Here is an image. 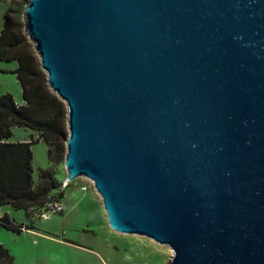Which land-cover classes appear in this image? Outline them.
Instances as JSON below:
<instances>
[{
  "label": "water",
  "instance_id": "water-1",
  "mask_svg": "<svg viewBox=\"0 0 264 264\" xmlns=\"http://www.w3.org/2000/svg\"><path fill=\"white\" fill-rule=\"evenodd\" d=\"M65 105L64 181L168 264H264V0H27Z\"/></svg>",
  "mask_w": 264,
  "mask_h": 264
},
{
  "label": "rangeland",
  "instance_id": "rangeland-1",
  "mask_svg": "<svg viewBox=\"0 0 264 264\" xmlns=\"http://www.w3.org/2000/svg\"><path fill=\"white\" fill-rule=\"evenodd\" d=\"M10 3L14 5L10 0H0V31ZM23 8L18 16H11L16 35L23 44H30L33 57L39 62L24 31ZM16 67L15 60H0V95L9 93L20 105L24 101L21 86L13 72ZM12 133L10 140L29 139L30 134L38 140L32 144L33 184L39 183L40 169H50L59 185L49 192L47 203L57 202L62 208L64 206L61 212L50 213L47 217L40 216L42 208H30L26 212L10 205L2 207V213L7 211L13 223L22 227L21 232H14L0 224V245L14 256L17 264H39V258H42V264H168L172 254L169 247L145 237L120 234L110 229L101 199L90 180L80 177L63 187L66 175L64 156L52 164L47 156V144L37 138L35 131L13 127ZM83 185L88 186L86 191L79 189Z\"/></svg>",
  "mask_w": 264,
  "mask_h": 264
},
{
  "label": "trees",
  "instance_id": "trees-1",
  "mask_svg": "<svg viewBox=\"0 0 264 264\" xmlns=\"http://www.w3.org/2000/svg\"><path fill=\"white\" fill-rule=\"evenodd\" d=\"M0 31V60L17 62L13 71L21 86L23 104H17L9 93L0 95V207L28 211L43 208L49 192L58 187L50 169L39 170V183L33 184L31 145L38 140L11 142L13 127L35 131L37 138L48 146L47 156L53 164L64 156L66 114L64 103L52 93L46 83L39 62L33 57L30 44H23L16 35L13 18L18 16L27 0H10ZM61 194V193H60ZM0 224L14 232L21 225L13 223L7 213L0 216ZM0 264H13V256L0 245Z\"/></svg>",
  "mask_w": 264,
  "mask_h": 264
},
{
  "label": "built area",
  "instance_id": "built-area-1",
  "mask_svg": "<svg viewBox=\"0 0 264 264\" xmlns=\"http://www.w3.org/2000/svg\"><path fill=\"white\" fill-rule=\"evenodd\" d=\"M69 183L67 182H63V187L67 186ZM81 190L86 191L88 189V186H81L80 187ZM43 212H41L40 216L41 217H47L48 214L50 213H58L61 212L63 210L61 204L57 203V202H49L47 203L43 208H42Z\"/></svg>",
  "mask_w": 264,
  "mask_h": 264
},
{
  "label": "crops",
  "instance_id": "crops-1",
  "mask_svg": "<svg viewBox=\"0 0 264 264\" xmlns=\"http://www.w3.org/2000/svg\"><path fill=\"white\" fill-rule=\"evenodd\" d=\"M3 26V25H2ZM31 130V129H30ZM33 131V130H32ZM30 137H31V134H30ZM30 139V138H29ZM29 139H20V140H10L9 139V141H11V142H17V141H28ZM40 141V140H39ZM38 142V141H37ZM31 150H32V145H31ZM81 187V186H80ZM80 189V188H79ZM81 190V189H80ZM3 206H5V205H3ZM3 206H1L0 207V216L3 214L2 213V211H3V209H2V207ZM63 209H64V206H63ZM6 213H7V211H6ZM58 241H61V240H58ZM35 242L36 243H38V241L37 240H35ZM62 242H64L65 244H68V243H66L65 241H62ZM73 243V242H72ZM77 245V244H76ZM39 264H42V258H39ZM13 264H17V262H16V260L14 259V256H13Z\"/></svg>",
  "mask_w": 264,
  "mask_h": 264
}]
</instances>
